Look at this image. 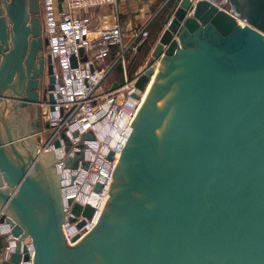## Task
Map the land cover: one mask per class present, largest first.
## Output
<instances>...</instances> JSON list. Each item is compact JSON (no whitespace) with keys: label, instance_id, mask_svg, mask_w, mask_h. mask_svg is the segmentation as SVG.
Here are the masks:
<instances>
[{"label":"water","instance_id":"95a60500","mask_svg":"<svg viewBox=\"0 0 264 264\" xmlns=\"http://www.w3.org/2000/svg\"><path fill=\"white\" fill-rule=\"evenodd\" d=\"M228 1L231 12L209 0L172 1L135 83L146 91L154 77L105 208L71 245L55 166L62 160L38 146L48 124L37 118L16 135L8 121L21 108L36 111L55 88L40 3L4 0L0 223L11 226L16 245L0 264H264V0ZM123 71L120 62L111 90L124 83ZM79 159H67V167ZM68 201L75 216L92 218V205Z\"/></svg>","mask_w":264,"mask_h":264},{"label":"built area","instance_id":"2783aa9c","mask_svg":"<svg viewBox=\"0 0 264 264\" xmlns=\"http://www.w3.org/2000/svg\"><path fill=\"white\" fill-rule=\"evenodd\" d=\"M129 1L132 0H41L42 36L48 41L46 53L52 57L55 88L41 95L42 118L48 127L44 126L41 132L45 139L40 149L54 150L56 159L62 160L56 162L55 166L58 174H61L62 195L67 211L63 230L71 245L79 241H73L76 235L82 238L93 229L101 216L109 197L118 158L132 133V123L146 92L139 90L135 84L142 69L131 75L128 65L149 40V25L155 17L140 27L136 25L130 31L127 30L119 20L118 6ZM190 1L195 6L199 0ZM209 1L231 12L228 0ZM105 7L117 10L97 14L98 10ZM115 48L117 51L114 53ZM73 58L76 59V65L73 64ZM120 62L123 63L125 81L111 90L119 77L116 66ZM50 93L53 94L54 102L51 101ZM135 93L139 96L134 97ZM131 100L134 101L133 105H130ZM67 153L68 156L63 160ZM110 153H113L112 159L109 158ZM78 155L80 159L77 166L67 167V159H75ZM84 162L88 163L87 167ZM79 176L90 192L107 198L104 207L66 195L64 181L70 177L72 183H77ZM99 183L102 187L97 190L96 185ZM70 198L73 203L82 206L92 205L95 209L92 218L75 216L72 204L68 201ZM70 217H77V220L71 222ZM83 219H86V224L78 228V223ZM0 224L8 225L7 229H0L1 236L7 242L4 254L0 257L3 260L8 259L14 251L13 241L16 237L8 223ZM91 224L93 226L89 228ZM27 244L31 245L29 240ZM31 253L33 255L32 249Z\"/></svg>","mask_w":264,"mask_h":264},{"label":"rangeland","instance_id":"374dc122","mask_svg":"<svg viewBox=\"0 0 264 264\" xmlns=\"http://www.w3.org/2000/svg\"><path fill=\"white\" fill-rule=\"evenodd\" d=\"M165 1L166 0H162V1L161 0H152V1L151 0H132V1H129L128 3H124L122 5H119L118 6L119 20L121 22H122V20H124L126 22L125 28L127 30L129 29V31L136 25H138V27H140L148 19H151L152 16L153 17H157V15H159L161 10L163 8H165L166 5H168L169 2H171L170 4L172 5V1L173 0H169V1H167L166 4H164ZM39 3H40V17H41V13H42L41 0H39ZM160 3H162L164 5L163 6H159ZM115 10H117V9L112 8V7H105V8H102V9L98 10L97 14L100 15V14L112 13ZM154 14L156 16H154ZM165 26H166V24L164 25V29H165ZM162 32H161V34H162ZM151 52H152V48H151ZM151 52L149 53V55L146 58L143 59V63L139 67V70L140 69H142V70L144 69V67L146 65V62H147L149 56L151 55ZM47 79H48V77H47ZM38 108H39L40 119L43 122L42 110H41L40 105L38 106ZM38 108H37V111H38ZM34 113H35V109L34 108L27 109V111L22 114L23 115V119L25 118V120H26L27 115L28 116H32ZM43 124H44V122H43ZM0 237L3 239V242H4V247L0 251V257H2L3 254H4V251H5L7 242H6L5 237L1 236V234H0Z\"/></svg>","mask_w":264,"mask_h":264},{"label":"trees","instance_id":"16d2710c","mask_svg":"<svg viewBox=\"0 0 264 264\" xmlns=\"http://www.w3.org/2000/svg\"><path fill=\"white\" fill-rule=\"evenodd\" d=\"M170 3L171 2H169L168 5H166V7L161 10L159 15H157V17H155L153 19V21L151 22V24L149 25V29H150L149 40L143 44L141 49L134 56L135 60H134V63L130 69L131 75H133L135 72H137L139 70V67L143 63V59L149 55V53L151 52L152 45L157 42L161 32L164 30L165 18L167 16V13L172 8V5ZM121 23H122L123 27H125L126 22L124 20H122ZM116 51H117V48L114 49V53ZM111 58H112V55L109 57V59H111ZM3 247H4V242H3V239L0 237V251L3 249Z\"/></svg>","mask_w":264,"mask_h":264},{"label":"bare ground","instance_id":"6f19581e","mask_svg":"<svg viewBox=\"0 0 264 264\" xmlns=\"http://www.w3.org/2000/svg\"><path fill=\"white\" fill-rule=\"evenodd\" d=\"M153 80H154V77L152 78V81L150 82V84H149V86H148V88H147V90L145 92L143 101L145 100V98L147 96V93H148V91H149V89H150V87L152 85ZM133 103H134V101L131 100L130 105H133ZM62 172H63V170H62ZM78 179L79 180H78L77 183H72L71 182L72 179L70 177L64 181L65 182L64 191H65L66 195L67 196H72L73 195L77 199H84L85 201L91 202V203H93L95 205H98L101 208L104 207L103 205H104V203H106L105 201H106L107 198H105L104 195L90 192L88 190L87 184L84 182L83 178H81L79 176ZM92 226L93 225L91 224L89 228H91ZM7 228H8V225H2V224H0V229L5 230ZM27 240H29V239L28 238L24 239L23 243H27ZM15 243H16V240L13 241V248H14V245H16Z\"/></svg>","mask_w":264,"mask_h":264},{"label":"crops","instance_id":"0c3cea01","mask_svg":"<svg viewBox=\"0 0 264 264\" xmlns=\"http://www.w3.org/2000/svg\"><path fill=\"white\" fill-rule=\"evenodd\" d=\"M159 6H163V4L160 3ZM154 16H155V14H154ZM152 18H153V16L151 17V19ZM151 19H148L146 22L150 21ZM155 44L152 46V49L154 48ZM26 111H27V108H21L19 115H18V113H16V115L14 113L13 114V118L9 116V119H8L9 126L12 129L13 133H15L16 135H20V134L28 132L31 129V122L34 121L37 118H40L39 108H38V111L36 109L35 113L32 116H28L27 115L26 120H25V118L23 119V115L22 114L24 112H26ZM7 113H9V112L7 111ZM44 139L45 138L42 136V140H44ZM38 146L41 147V143H39Z\"/></svg>","mask_w":264,"mask_h":264},{"label":"flooded vegetation","instance_id":"af4514ba","mask_svg":"<svg viewBox=\"0 0 264 264\" xmlns=\"http://www.w3.org/2000/svg\"><path fill=\"white\" fill-rule=\"evenodd\" d=\"M3 2H4V0H0V5H1V6L3 5Z\"/></svg>","mask_w":264,"mask_h":264}]
</instances>
